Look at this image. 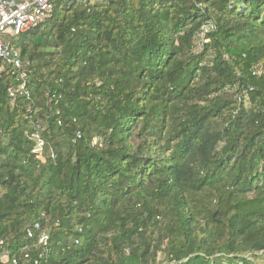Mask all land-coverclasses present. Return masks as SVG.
<instances>
[{
    "label": "trees",
    "instance_id": "16d2710c",
    "mask_svg": "<svg viewBox=\"0 0 264 264\" xmlns=\"http://www.w3.org/2000/svg\"><path fill=\"white\" fill-rule=\"evenodd\" d=\"M16 46L0 264H264V0H57Z\"/></svg>",
    "mask_w": 264,
    "mask_h": 264
},
{
    "label": "built area",
    "instance_id": "2783aa9c",
    "mask_svg": "<svg viewBox=\"0 0 264 264\" xmlns=\"http://www.w3.org/2000/svg\"><path fill=\"white\" fill-rule=\"evenodd\" d=\"M56 1L0 0V72L5 67H9L20 81L18 86H12L8 91L10 97L14 100L19 96L29 97L30 92L27 86L30 79L29 68L31 66V63L23 58L21 50L16 46V42L24 34L44 26L51 19ZM215 29L216 26L213 22L204 26L199 35L200 43H207V34ZM263 74L264 68L262 66H259L254 71L255 76H262ZM80 138L81 133L78 132L76 139ZM35 140L37 146L34 152L40 154L44 150L45 143L39 135L35 136ZM35 229H40V225H35ZM27 233L32 238L34 236V229H29ZM39 244L44 247L48 245V236L46 234H42ZM29 258V255L25 256L26 261L30 260ZM12 263L18 264V260L13 259ZM35 264H38L37 260Z\"/></svg>",
    "mask_w": 264,
    "mask_h": 264
},
{
    "label": "rangeland",
    "instance_id": "374dc122",
    "mask_svg": "<svg viewBox=\"0 0 264 264\" xmlns=\"http://www.w3.org/2000/svg\"><path fill=\"white\" fill-rule=\"evenodd\" d=\"M199 51H201V48L199 47V43H198L196 48L194 49V53H198Z\"/></svg>",
    "mask_w": 264,
    "mask_h": 264
}]
</instances>
